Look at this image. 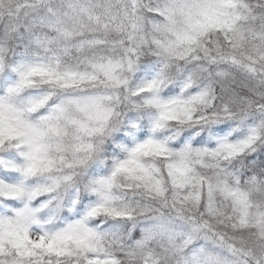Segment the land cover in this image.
Here are the masks:
<instances>
[{
  "label": "snow or ice",
  "instance_id": "1",
  "mask_svg": "<svg viewBox=\"0 0 264 264\" xmlns=\"http://www.w3.org/2000/svg\"><path fill=\"white\" fill-rule=\"evenodd\" d=\"M0 264H264V0H0Z\"/></svg>",
  "mask_w": 264,
  "mask_h": 264
}]
</instances>
